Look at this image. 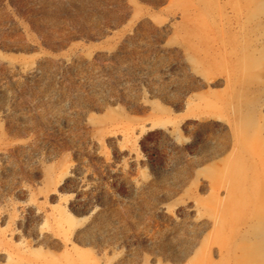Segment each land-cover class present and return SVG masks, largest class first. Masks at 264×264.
I'll return each instance as SVG.
<instances>
[{
    "label": "rangeland",
    "instance_id": "obj_1",
    "mask_svg": "<svg viewBox=\"0 0 264 264\" xmlns=\"http://www.w3.org/2000/svg\"><path fill=\"white\" fill-rule=\"evenodd\" d=\"M259 197L264 0H0V264H264Z\"/></svg>",
    "mask_w": 264,
    "mask_h": 264
},
{
    "label": "bare ground",
    "instance_id": "obj_2",
    "mask_svg": "<svg viewBox=\"0 0 264 264\" xmlns=\"http://www.w3.org/2000/svg\"><path fill=\"white\" fill-rule=\"evenodd\" d=\"M208 40V39H207ZM237 44H239L238 46V50L240 51H244L247 52L248 54L252 55L251 57L254 59V52H255V48H259L260 44L257 43V41H253V39L248 38L245 43L244 42H239L236 41ZM235 49V48H234ZM236 51V50H235ZM199 55L201 58L207 59V58H213L216 59V55L215 54H211L209 51H198ZM251 52V53H250ZM69 173H65L60 179L59 181H63ZM258 200H263L264 201V197H259ZM238 202V203H237ZM234 204V209L231 207L225 209V213L227 214H233V216H235L234 210L235 207L239 206V201L238 200H234L233 201ZM237 205V206H236ZM253 214V213H252ZM247 216H245L246 218ZM244 220H242L239 224V228L238 231H240V233L235 232L236 229H234V227H232L233 225L231 224V226L229 227H225L222 228L224 230V234L222 235L223 239H231L233 240V242H243L246 244H249L250 242H252V244L255 247H259L261 246V251L264 254V235L262 234L261 231H259V228L264 229V221L263 220H254V222L248 227L245 228L246 230H242V225L244 223V221H246V219H248V217ZM222 224L226 225V223L222 222ZM259 243V246H258ZM232 250V249H231ZM232 252V251H231ZM230 250H227L226 253H224L225 257H231V253Z\"/></svg>",
    "mask_w": 264,
    "mask_h": 264
}]
</instances>
